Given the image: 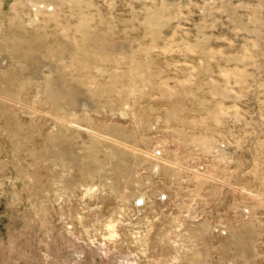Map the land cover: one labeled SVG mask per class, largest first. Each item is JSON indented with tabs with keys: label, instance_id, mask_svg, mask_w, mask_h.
I'll return each instance as SVG.
<instances>
[{
	"label": "rangeland",
	"instance_id": "374dc122",
	"mask_svg": "<svg viewBox=\"0 0 264 264\" xmlns=\"http://www.w3.org/2000/svg\"><path fill=\"white\" fill-rule=\"evenodd\" d=\"M0 261L264 264V0H0Z\"/></svg>",
	"mask_w": 264,
	"mask_h": 264
},
{
	"label": "crops",
	"instance_id": "0c3cea01",
	"mask_svg": "<svg viewBox=\"0 0 264 264\" xmlns=\"http://www.w3.org/2000/svg\"><path fill=\"white\" fill-rule=\"evenodd\" d=\"M0 264H6V263H4V262L0 261Z\"/></svg>",
	"mask_w": 264,
	"mask_h": 264
}]
</instances>
